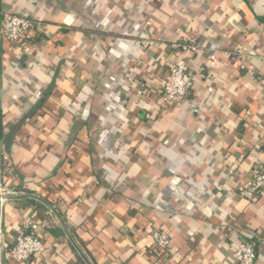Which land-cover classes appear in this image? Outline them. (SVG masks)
I'll list each match as a JSON object with an SVG mask.
<instances>
[{
  "label": "crops",
  "instance_id": "1",
  "mask_svg": "<svg viewBox=\"0 0 264 264\" xmlns=\"http://www.w3.org/2000/svg\"><path fill=\"white\" fill-rule=\"evenodd\" d=\"M5 13L42 33L0 38L2 264L28 218L45 248L24 264H237L243 241L264 264V194H239L264 167V0H0ZM189 40L188 96L165 105Z\"/></svg>",
  "mask_w": 264,
  "mask_h": 264
},
{
  "label": "built area",
  "instance_id": "2",
  "mask_svg": "<svg viewBox=\"0 0 264 264\" xmlns=\"http://www.w3.org/2000/svg\"><path fill=\"white\" fill-rule=\"evenodd\" d=\"M39 33H42L41 25L21 14L1 15L0 38L9 49L24 46ZM173 49L179 55L161 89V99L165 105L180 104L187 98L193 81L190 56L199 51V46L195 41L189 40L174 45ZM239 194L249 202L255 201L264 194V167L256 168L250 182L245 187L239 188ZM39 229L40 224L34 218H28L24 222L22 229L16 234L13 246L8 250L11 262L24 264L43 252L45 242L39 234ZM152 242L153 252L158 257H166L172 246L170 235L164 230H156L152 234ZM235 258L237 264H256L257 253L254 245L243 241L236 251Z\"/></svg>",
  "mask_w": 264,
  "mask_h": 264
},
{
  "label": "water",
  "instance_id": "3",
  "mask_svg": "<svg viewBox=\"0 0 264 264\" xmlns=\"http://www.w3.org/2000/svg\"><path fill=\"white\" fill-rule=\"evenodd\" d=\"M5 199H10L9 196H4L1 193V189H0V264H2V242H1V229H2V201Z\"/></svg>",
  "mask_w": 264,
  "mask_h": 264
},
{
  "label": "trees",
  "instance_id": "4",
  "mask_svg": "<svg viewBox=\"0 0 264 264\" xmlns=\"http://www.w3.org/2000/svg\"><path fill=\"white\" fill-rule=\"evenodd\" d=\"M33 21V20H32ZM31 203H33L34 205H37L38 209L42 211H44V206L40 203H37L35 201H30ZM86 257L88 258V260H93V258L90 255H86ZM81 260L83 261L84 264H88L86 259L84 257H81ZM92 264H95V262H92Z\"/></svg>",
  "mask_w": 264,
  "mask_h": 264
}]
</instances>
